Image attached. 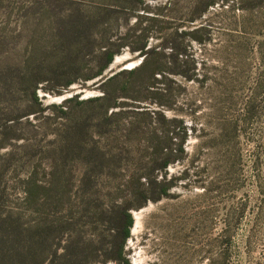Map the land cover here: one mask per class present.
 <instances>
[{
	"label": "rangeland",
	"instance_id": "374dc122",
	"mask_svg": "<svg viewBox=\"0 0 264 264\" xmlns=\"http://www.w3.org/2000/svg\"><path fill=\"white\" fill-rule=\"evenodd\" d=\"M40 1L0 0V264L74 263L77 258H64L74 227L85 245L97 243L106 254L99 241L109 226L102 224L64 227L53 245L42 244L43 189L54 168L53 189L62 201L57 216L64 222L94 193L105 211L109 193L127 198L126 183L142 174V154L165 133L182 136L157 119L147 125L136 112L181 119L193 132L182 162L166 169L175 180L167 198L131 211L124 247L130 264H264V0H215L207 7L204 0H145L142 9L125 13L120 33L138 19L140 29L149 27L146 49L164 56L161 66L152 65L161 71L149 91L134 85L132 94L118 89L125 78L104 85L109 73L141 64L139 52L128 48L100 79L62 88L73 69L44 72L54 55L41 38L48 19ZM77 4L87 16L88 0ZM194 29L202 30V43L181 37ZM184 49L177 58L195 59V81L175 74L173 54ZM33 82L38 104L30 96ZM105 91L109 98L99 100ZM111 100L116 107H108ZM81 263L104 261L82 257Z\"/></svg>",
	"mask_w": 264,
	"mask_h": 264
},
{
	"label": "trees",
	"instance_id": "16d2710c",
	"mask_svg": "<svg viewBox=\"0 0 264 264\" xmlns=\"http://www.w3.org/2000/svg\"><path fill=\"white\" fill-rule=\"evenodd\" d=\"M198 1L201 2L203 0ZM204 1L206 2V7L216 2L215 0ZM52 2L58 4V6L53 8L49 0L40 1L42 15L48 19L47 24L44 25L46 32L43 36L41 35V38L48 39L46 44L51 49L49 54L54 55V61L51 63L53 65L49 69H43L45 73L51 71L55 73L58 71V74L60 72L63 73L61 75H66L64 71L68 72L70 69H73L72 74L68 73L66 80L61 81L59 86L66 88L71 84L90 81L101 76L113 62L114 56L119 54L123 48H128L130 52H139V55L143 57L141 64L129 71L123 70L117 72L108 78L104 85L110 86L117 80L119 81L120 78H125L118 89L132 94L133 86L139 85L142 88L144 87V90L149 91V87L155 81L156 72L161 71L160 68L152 65L155 61H159V65L161 66L160 63L164 56L154 48L146 49V33L149 27L140 29L138 19L131 28L123 33H120L119 24L121 21H124V24L126 23L127 19H123V17H126L125 13H131L138 7V9H142L145 0H88V4L91 6L87 12L88 15L84 17L76 8L79 0H52ZM143 9L145 10V8ZM53 10L54 13L52 12ZM70 14H73L75 20L70 19ZM148 20L151 22L154 21L153 19ZM201 31V29H194L190 32L183 33L181 37L188 36L190 40L196 43H202L203 37L200 35ZM184 52L185 49L177 52L175 50L173 54V62H175L173 64L177 69V71L175 70V74L177 72L178 75L185 77L186 80L195 81L197 70L195 59L189 58L188 55H185L184 61H180L177 58L179 54L183 55ZM34 57L35 55L33 54L30 59L32 60ZM66 68L69 69L65 70ZM28 74L32 77V71H29ZM36 84L37 82H33L30 96L32 102L38 104V99L35 95ZM103 97L99 100L105 101L109 98L106 91ZM88 102L91 103L92 101L83 103L87 104ZM157 103L165 106L159 101ZM116 105V101L111 100L108 107L114 108ZM101 113L102 117H106V112ZM116 114L118 113L113 114V117L110 118L116 117ZM136 116L145 121L147 125L154 119H157L165 126H172V128L176 126L182 136L179 137L177 133L172 138L168 137L165 133L164 139L160 140L158 138L157 143L149 153L144 152L142 154V160L146 159L145 162L147 161L139 165L142 174L132 176L126 183L128 185L125 188L129 191L127 198L115 200L116 197L122 195L119 192H112L107 195L106 207L110 206L108 211H105L97 199L94 198L96 197L94 193V195L92 194L93 197H89V199H81L77 210L69 211L70 216L76 214L74 219L70 220V222L67 219L64 222L63 216H57V210H61L62 201L58 200V197L55 195L57 192L53 189L55 180L54 168L53 173L50 171L51 177L48 186L43 189L45 193L44 202L46 203L44 204L47 207L45 218L40 226L43 240L42 244L45 247L46 245L50 246L54 244V235L59 229L62 231L64 227L68 231L69 227L73 230L72 226L77 227L82 223L87 224V226L92 225L93 228H98L100 224L109 226L107 236L102 237V234H99V237H102L99 245L107 244L108 249L105 252L106 254H103L102 250L96 249L97 243L89 242V244L85 245L83 243L84 238L81 237L82 234L76 231L74 227L72 232L75 234V237L72 241L65 242L64 244L66 252H64V258H77V261L71 264H86L81 263L82 257L86 261L92 257H95V259L100 257L104 261L103 264L108 261L114 262V264H130L126 257L124 247L133 225L131 211L141 208L149 201L156 202L167 198L168 191L175 185L173 177L167 178L166 169L170 165L182 162L185 157L184 143L187 137L192 135L193 130L184 126L181 119L166 118L161 112H136ZM106 120H109V117ZM93 167L84 172V175H82L83 178H87L86 175L92 173ZM184 173L185 171L180 175V178L185 176ZM120 192H123V190ZM105 238L108 239L107 242L104 241ZM62 262L67 264L64 259H62Z\"/></svg>",
	"mask_w": 264,
	"mask_h": 264
},
{
	"label": "water",
	"instance_id": "95a60500",
	"mask_svg": "<svg viewBox=\"0 0 264 264\" xmlns=\"http://www.w3.org/2000/svg\"><path fill=\"white\" fill-rule=\"evenodd\" d=\"M110 71H111V67H109V68L107 69V71L104 72L103 74H104V75H105V74H108ZM113 74H114V73H109L108 77H111ZM100 78H101V76H100L98 79H100ZM98 79H97V80H98Z\"/></svg>",
	"mask_w": 264,
	"mask_h": 264
},
{
	"label": "bare ground",
	"instance_id": "6f19581e",
	"mask_svg": "<svg viewBox=\"0 0 264 264\" xmlns=\"http://www.w3.org/2000/svg\"><path fill=\"white\" fill-rule=\"evenodd\" d=\"M117 60V59H116Z\"/></svg>",
	"mask_w": 264,
	"mask_h": 264
}]
</instances>
